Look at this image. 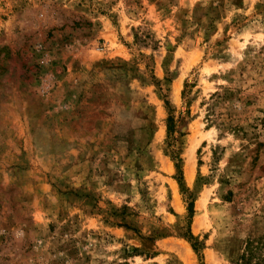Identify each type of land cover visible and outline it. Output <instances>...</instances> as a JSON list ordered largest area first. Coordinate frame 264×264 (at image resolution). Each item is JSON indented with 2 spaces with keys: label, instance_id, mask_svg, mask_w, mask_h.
Instances as JSON below:
<instances>
[{
  "label": "rangeland",
  "instance_id": "obj_1",
  "mask_svg": "<svg viewBox=\"0 0 264 264\" xmlns=\"http://www.w3.org/2000/svg\"><path fill=\"white\" fill-rule=\"evenodd\" d=\"M168 116L203 264H238L264 237V0H0V264H199Z\"/></svg>",
  "mask_w": 264,
  "mask_h": 264
},
{
  "label": "trees",
  "instance_id": "obj_2",
  "mask_svg": "<svg viewBox=\"0 0 264 264\" xmlns=\"http://www.w3.org/2000/svg\"><path fill=\"white\" fill-rule=\"evenodd\" d=\"M165 105L168 106V103L166 102ZM176 134H179L176 130V121L173 119V117L168 116L166 119V145L169 149L168 151L170 158L178 175L176 181L179 193L186 199L187 203V214L182 238L190 245L192 251L197 257L199 264H203L202 244H200L190 232L191 219L193 216V200L188 194V190L184 184L178 154L172 150V147H174ZM238 261V264H264V237L248 239L245 243L244 251L239 257Z\"/></svg>",
  "mask_w": 264,
  "mask_h": 264
}]
</instances>
